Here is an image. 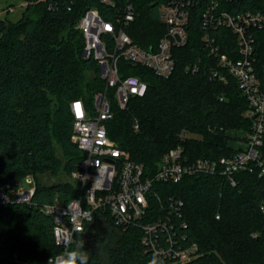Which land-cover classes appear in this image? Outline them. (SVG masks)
<instances>
[{
  "label": "trees",
  "instance_id": "obj_1",
  "mask_svg": "<svg viewBox=\"0 0 264 264\" xmlns=\"http://www.w3.org/2000/svg\"><path fill=\"white\" fill-rule=\"evenodd\" d=\"M29 1L34 4L20 21L0 20V188L33 176L36 191L30 205L11 202L0 206V264H48L61 252L54 240V221L44 208L56 198L68 203L77 194L76 186L68 181L44 185L39 177L62 173L69 177L78 168L84 155L71 142L74 118L70 105L82 100L91 107L106 86L98 64L83 57L85 40L77 27L92 8L113 21L127 0H110L111 4L102 0ZM132 1L136 19L128 34L144 48L155 46L166 31L159 8L167 0ZM222 5L229 12H264V0ZM205 8L199 0L189 7L188 44L174 51L176 67L170 77L120 63L122 75L137 76L148 89L145 97L131 98L126 109L113 103L108 134L131 161L149 173L179 146L190 159L231 156L236 136L252 126L245 117L248 100L236 80L228 76L224 83L213 77L218 61L203 37L210 33L222 54L236 51V38L226 28L204 29ZM255 33L257 70L262 74L264 31ZM189 65H196L197 71L186 70ZM57 147L65 163L57 156ZM236 179V186L221 176L204 174L186 176L176 184L157 183L145 221L164 216L170 198L182 201L181 217L172 218L176 236L187 237L184 245L198 246V256L185 264H264L260 211L264 176L241 172ZM105 240L113 244L102 250L107 261L98 250ZM141 241L138 226L123 231L109 221L108 229H100L80 250L87 251L88 264H150L152 254ZM163 264L174 263L164 260Z\"/></svg>",
  "mask_w": 264,
  "mask_h": 264
},
{
  "label": "built area",
  "instance_id": "obj_2",
  "mask_svg": "<svg viewBox=\"0 0 264 264\" xmlns=\"http://www.w3.org/2000/svg\"><path fill=\"white\" fill-rule=\"evenodd\" d=\"M199 1L206 6L202 15L204 29L226 28L236 38V51L228 54L221 53V45L210 33H206L203 42L218 61L213 77L228 83V76H232L246 96L249 108L245 117L252 126L236 136L235 152L231 156L190 159L179 146L171 149L151 173L142 164L131 161L110 138L107 122L114 118L113 103L126 109L131 98L145 97L148 86L137 76L122 75L120 63L145 67L161 78L170 77L176 67L174 51L188 44L189 7L196 0H167L160 6V20L166 31L158 43L149 48L137 44L127 32L136 19L132 0L126 1L113 21L105 20L96 8L88 10L77 27L85 40L83 57L98 64L106 86L95 96L91 107L82 100L70 105L74 118L71 142L84 155L78 168L68 177V182L76 186L77 194L68 203L56 198L44 208V213L54 221L53 235L61 249L59 254L76 250L81 244V235L90 227L92 238L100 229H108L111 221L115 228L123 231L138 226L142 232L141 243L152 258L156 256L157 262L188 263L198 256V246L195 243L184 245L187 237L176 236L172 222L173 217H181L182 201L170 198L164 216L145 221L150 216L154 185L176 184L186 176L204 174L221 176L231 186H236V176L241 172L264 176V70L262 74L257 70L255 33L264 31V12H229L223 8L222 3L234 0ZM102 2L111 4L110 0ZM186 70L195 72L197 66L189 65ZM135 128L138 129V125ZM183 136H187L186 133ZM35 191L36 185L24 190L8 184L0 188V206L11 202L30 205ZM260 211L264 217V205ZM69 237L73 243L65 247L63 241Z\"/></svg>",
  "mask_w": 264,
  "mask_h": 264
},
{
  "label": "rangeland",
  "instance_id": "obj_3",
  "mask_svg": "<svg viewBox=\"0 0 264 264\" xmlns=\"http://www.w3.org/2000/svg\"><path fill=\"white\" fill-rule=\"evenodd\" d=\"M33 4L34 3L30 4L29 0H0V20L7 18L12 20L13 22H18L23 18L25 12L27 11V8ZM56 154L63 163L66 162L63 151L59 147L56 148ZM39 181L44 185H52L65 183L68 181V177L64 173L58 176L45 174L39 177ZM9 185L14 189L23 188L24 190H30L36 185V180L33 176H30L21 180H14ZM110 245L111 243H108V241L105 240V242H103L102 245L98 247V250L103 254L105 261H107V256L106 253L102 252V250H104L105 248H109L108 246ZM111 246H113V244Z\"/></svg>",
  "mask_w": 264,
  "mask_h": 264
},
{
  "label": "clouds",
  "instance_id": "obj_4",
  "mask_svg": "<svg viewBox=\"0 0 264 264\" xmlns=\"http://www.w3.org/2000/svg\"><path fill=\"white\" fill-rule=\"evenodd\" d=\"M65 247L73 243L69 237L67 240L63 241ZM83 249V243L77 245V249L73 251H65L62 254H59L55 257H51L48 261V264H88L89 256L87 251H81ZM150 264H157L156 256L154 255L153 259L150 261ZM163 264V261L160 262Z\"/></svg>",
  "mask_w": 264,
  "mask_h": 264
},
{
  "label": "water",
  "instance_id": "obj_5",
  "mask_svg": "<svg viewBox=\"0 0 264 264\" xmlns=\"http://www.w3.org/2000/svg\"><path fill=\"white\" fill-rule=\"evenodd\" d=\"M90 230H91V227H90L89 231H87L81 235V244L83 243V247H87L90 243V238H91L90 237L91 236Z\"/></svg>",
  "mask_w": 264,
  "mask_h": 264
}]
</instances>
